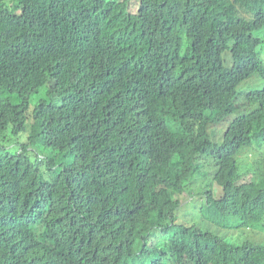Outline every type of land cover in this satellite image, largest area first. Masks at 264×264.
Instances as JSON below:
<instances>
[{
	"label": "trees",
	"instance_id": "trees-1",
	"mask_svg": "<svg viewBox=\"0 0 264 264\" xmlns=\"http://www.w3.org/2000/svg\"><path fill=\"white\" fill-rule=\"evenodd\" d=\"M262 33L264 0H0V264H264L185 209L264 227Z\"/></svg>",
	"mask_w": 264,
	"mask_h": 264
},
{
	"label": "rangeland",
	"instance_id": "rangeland-1",
	"mask_svg": "<svg viewBox=\"0 0 264 264\" xmlns=\"http://www.w3.org/2000/svg\"><path fill=\"white\" fill-rule=\"evenodd\" d=\"M262 38L264 39V33L261 34ZM260 56H261V59L264 63V40H263V43L262 45L260 46ZM223 58L225 60V64L226 65H230L231 62H232V58H231V55H230V52L228 50L224 51L223 52ZM257 73H255L254 75H252L250 78H248L247 80H245L244 82L241 83V85L239 86L238 90L241 91V90H246L248 88H252V87H256L258 85H262L264 83V80H262V82L258 81L256 78H253L256 75ZM252 78V79H251ZM33 103H31V109L34 108V105L35 104V98L34 100L32 101ZM227 122L225 123V126H219L218 128H226L227 126ZM219 130V129H218ZM26 134H21L19 136H13L11 137L10 139V146L11 148H16L19 146L20 144V141L22 142L23 138H25ZM221 136V132L219 133V135L217 137H220ZM251 156V155H250ZM190 198V195H187V199ZM185 209L187 210L188 212V215L187 216H191L193 218H195V221L198 223V225H200L202 228L204 229H207V230H210L218 235H221V236H224L225 238L231 240L233 243H242L244 241H249V240H255V241H261V242H264V240H258V239H255V235H254V232L256 234H260L261 236L264 237V227H256L255 230L252 229L253 231L251 232V230H248L246 231V235L244 233H241V232H238V230H233V229H227V228H222L220 226H218L217 224L211 222L210 220L206 219L203 217L200 209H196L192 206H185ZM190 217V218H191Z\"/></svg>",
	"mask_w": 264,
	"mask_h": 264
}]
</instances>
